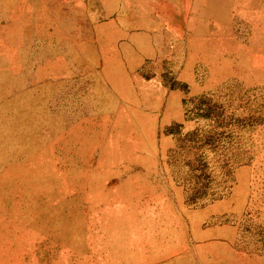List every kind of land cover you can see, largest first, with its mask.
I'll list each match as a JSON object with an SVG mask.
<instances>
[{"label":"rangeland","instance_id":"1","mask_svg":"<svg viewBox=\"0 0 264 264\" xmlns=\"http://www.w3.org/2000/svg\"><path fill=\"white\" fill-rule=\"evenodd\" d=\"M43 1L0 0V264H264V0L195 46L149 0L141 47Z\"/></svg>","mask_w":264,"mask_h":264},{"label":"crops","instance_id":"2","mask_svg":"<svg viewBox=\"0 0 264 264\" xmlns=\"http://www.w3.org/2000/svg\"><path fill=\"white\" fill-rule=\"evenodd\" d=\"M146 1H149V0H143V1L142 0L141 1L140 0L139 1L138 0H130V1L129 0H97L99 7H101L102 10L104 9V12L108 14L109 19L111 18V16H114V17L116 16L115 18L118 19V23H117L118 28H120L124 32H129L132 29L135 30V29H140V28H141L140 31L144 30V32H140L139 35L135 34L134 32L131 35L130 41L132 42V44H134V46H138V47H141V45H143L144 42L141 43V41L144 39V36H146L145 34L147 33V30L151 28L148 25V19H147L148 14L146 11H144V8L141 6L143 3H146ZM240 1L242 2L244 0H192V4L190 5L191 7L190 9H188L190 11V18H188L187 24L184 25L179 32H177L176 36L178 37V36H181L182 34H186L189 37V42H188L189 45L195 46V44H197L200 37L201 36L204 37L207 31V27L205 26V22H206L205 20H207L210 23V25H207L210 28H212L211 26L213 27L221 26L224 24L223 22L227 23L228 22L227 13L232 9L233 5L235 6L239 5V7H241L243 10V5L241 4ZM220 4H222L223 6ZM88 6H90V4H88ZM131 11L133 15L131 14ZM134 11H135V14H134ZM185 11H187L186 8L181 7L180 13L182 14ZM244 11H247V8ZM217 14H219L220 16ZM112 22L114 23V20ZM190 25L191 27H189ZM151 29L155 30L156 28L154 27ZM211 32H213V30ZM176 39H179V38H176ZM129 49L131 52L134 53V51L131 48ZM148 49L149 48H147L146 50H143L142 54L147 53ZM203 50L205 49H200V51H203Z\"/></svg>","mask_w":264,"mask_h":264},{"label":"bare ground","instance_id":"3","mask_svg":"<svg viewBox=\"0 0 264 264\" xmlns=\"http://www.w3.org/2000/svg\"><path fill=\"white\" fill-rule=\"evenodd\" d=\"M130 1V0H129ZM139 1V0H138ZM141 1V0H140ZM143 1V0H142ZM246 1V0H245ZM36 0H30L29 1V3H28V0H23V4H22V6L23 7H26V6H29V4L34 8V9H37L38 8V6L36 5ZM41 2L43 3V2H45V1H43V0H41ZM73 2V1H72ZM126 2V1H125ZM147 2V1H146ZM205 2V1H204ZM213 2V1H212ZM214 2H216V1H214ZM219 2V1H218ZM228 2V1H227ZM241 2V1H240ZM244 2V1H243ZM113 3V2H112ZM196 3V2H195ZM222 3V2H221ZM223 3H225V2H223ZM123 4V3H122ZM131 4V3H130ZM139 4H141V3H139ZM197 4V3H196ZM205 4V3H204ZM209 4H210V2H209ZM217 4V3H216ZM250 4V3H249ZM74 5V4H73ZM78 5V4H77ZM125 5V4H124ZM220 5H222V4H220ZM251 5V4H250ZM223 6V5H222ZM247 6V5H246ZM49 7L50 6H48L47 7V9H49ZM113 7V6H112ZM125 7V6H124ZM251 7H253V5L251 6ZM137 8V7H136ZM206 8H208V7H206ZM220 8V7H219ZM226 8V7H225ZM227 9V8H226ZM204 11V10H203ZM208 11V10H207ZM218 11V10H217ZM220 11V10H219ZM200 12V11H199ZM40 13H42V12H40ZM128 13V12H127ZM131 14H132V11H131ZM134 14H135V11H134ZM201 14H202V12H201ZM8 15V14H7ZM21 15L22 16H27V13L24 11V12H22L21 13ZM133 15V14H132ZM210 15H212V14H210ZM209 15V16H210ZM217 15H219V14H217ZM147 16V15H146ZM200 16V15H199ZM220 16V15H219ZM5 17V16H4ZM198 17V16H197ZM201 17V16H200ZM217 17V16H216ZM212 18V17H211ZM218 19H220V18H218ZM244 23V22H243ZM226 24V23H225ZM219 25V24H218ZM189 27H191V25L189 26ZM190 29V28H189ZM203 29V28H202ZM204 29H205V27H204ZM201 30V29H200ZM202 31V30H201ZM195 32V31H194ZM193 33V32H192ZM124 46V45H123ZM121 48V47H120ZM203 51H205V50H203ZM133 56V55H132ZM67 152V151H66ZM77 162V161H76ZM95 186V185H94ZM88 189V188H87ZM92 189V188H91ZM92 192V191H91ZM29 193V192H28ZM29 195V194H28ZM28 199V198H27ZM33 203V202H32ZM116 236V235H115ZM107 247V246H106ZM116 247V246H115ZM114 248V247H113ZM112 248V249H113ZM116 249V248H115ZM114 249V250H115ZM120 250V249H119ZM68 255H70V254H68ZM77 257V256H76ZM120 257H122V256H120ZM187 260V259H186ZM179 261V260H178ZM162 264V263H161Z\"/></svg>","mask_w":264,"mask_h":264}]
</instances>
